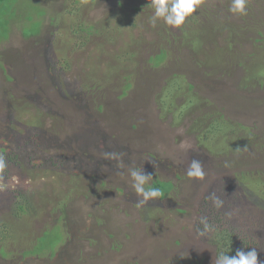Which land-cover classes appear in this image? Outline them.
Returning <instances> with one entry per match:
<instances>
[{
	"label": "rangeland",
	"instance_id": "obj_1",
	"mask_svg": "<svg viewBox=\"0 0 264 264\" xmlns=\"http://www.w3.org/2000/svg\"><path fill=\"white\" fill-rule=\"evenodd\" d=\"M118 1L0 2V138L73 137L80 146L63 174L25 161L0 181L5 205L2 194L14 185L30 191L34 204L33 216L0 210L19 224L18 237L3 242L8 254L0 253V264H214L218 237L198 235L199 203L213 192L224 201L235 190L231 183L245 175L263 179L264 72L259 78L254 72L264 71V36L257 41L262 36L246 29L236 59L221 61L224 33L216 40L206 34L196 55L180 40L173 45L180 29L162 20L151 25V0H121L123 10ZM204 2L216 14L225 9L219 0ZM249 11L245 20L238 14L233 20L264 19V9ZM119 13H128L121 30L104 32ZM90 23L100 30L80 29ZM164 50L170 52L166 61H153ZM174 75L181 88L166 97L163 89ZM193 159L203 165V181L186 175ZM141 167L153 177L150 183L171 180L175 188L137 207L130 169ZM238 198L251 206L240 217L264 264V204L255 206L243 188ZM35 245L57 251L25 255Z\"/></svg>",
	"mask_w": 264,
	"mask_h": 264
},
{
	"label": "trees",
	"instance_id": "obj_2",
	"mask_svg": "<svg viewBox=\"0 0 264 264\" xmlns=\"http://www.w3.org/2000/svg\"><path fill=\"white\" fill-rule=\"evenodd\" d=\"M4 1V0H0ZM221 4L225 6V9L221 12H218L217 14L214 12H210L211 10L209 5L204 2V4L198 9L197 13H194L195 18H189L186 21V24L183 26L182 29H180L181 33L180 35H176L174 38L173 45L178 43L180 40V44L182 46H185L186 49H189V51L194 52L196 55L199 54V50L202 46L204 37H207L206 34H208L209 38L212 40H216L215 38L217 36H222L224 33L225 36L223 37V43L224 46L221 51V61L224 60V58H234L233 53L235 52L234 48H236V44H241L244 41L243 34H247L246 29L257 31V34L262 36L257 41H262V38L264 36V19L262 20V17L255 23H249L245 22L243 25L241 23L234 21L233 19H236V17L233 16V13L229 11L230 4L232 0H219ZM119 2V7L121 10H123V2L121 0ZM150 1H147V5H149ZM248 7L250 8L251 13L254 12V10H259V13L263 11L264 7L260 5L259 1L257 0H248ZM261 10V11H260ZM113 11V9H112ZM119 12V11H118ZM223 13L222 16H220ZM111 16V14H109ZM109 16V17H110ZM119 18H114L113 22H109L107 25L103 26L104 32L109 33V27L111 30L116 34L118 31L121 30V25L123 24L121 21L125 18H128V13H119ZM204 16V18L208 19L209 25L205 26L201 23L202 19L201 17ZM233 16V17H232ZM238 16V15H236ZM250 16H252L250 14ZM242 20H245V17H242ZM84 26V25H83ZM113 27V28H112ZM85 29V31L97 32V30H100L97 25L91 24L87 25L85 27L80 26V29ZM169 28V26H168ZM117 31V32H116ZM171 31V30H170ZM208 32V33H205ZM222 34V35H221ZM181 38V39H180ZM264 40V39H263ZM241 46H238L240 48ZM170 51V50H169ZM170 54L168 53V50L162 51L161 54H159L156 58L154 57L155 62L160 63L166 61V58ZM197 60V59H195ZM211 59L210 61H212ZM218 60L215 61H219ZM67 61L60 62V65L62 67H67ZM204 64V62L202 63ZM205 65V64H204ZM259 67V66H257ZM256 66L253 67V69L257 68ZM262 67V66H260ZM60 68V67H58ZM248 70L251 67H247ZM58 71H61V68L58 69ZM263 69L257 70L254 72V74H257L258 78L263 73ZM63 74V72L59 73ZM51 77L54 79V75L51 72ZM176 75V74H175ZM171 77L167 82V88L163 89L164 92H166V97L168 96V92L180 90V85L178 84V76ZM55 81V80H54ZM52 81V82H54ZM128 85H130L128 83ZM192 87V86H191ZM183 89V88H182ZM128 92V89L123 90V94ZM170 106L174 105L172 99L169 101ZM99 107V105H98ZM218 123V122H217ZM10 139H7V138ZM72 138H66V140H57L56 136H53V138L48 139L46 138H39L37 134H29L28 136H25V139L14 140L13 134L9 133V135H6V137L0 138V154L4 155L7 160V168L5 169L3 175V178L10 179L11 178V171L13 168H21L22 166L26 164L30 165L31 168L36 170H45L46 173L51 174H63L65 171L63 169V166L65 163H69L70 160H73L76 158H79V148L80 146L72 143ZM21 139V138H20ZM42 142H45L42 144ZM3 144V145H2ZM52 144V146H50ZM75 146V147H74ZM55 148V151H48L50 148ZM57 150V151H56ZM26 161V162H25ZM25 162V163H24ZM77 166V165H76ZM74 166V174L78 172L77 167ZM43 170V171H44ZM260 172V171H259ZM44 174V172H43ZM264 174V170L263 173ZM246 176V175H245ZM244 176V177H245ZM241 177L238 180H234L232 182V186L235 190L233 193L230 194V197H227L223 202V207L220 209H216L212 202L204 199L205 202L201 201L199 203L200 211L203 212V216L209 217L211 219L210 221H214V223H211L214 227L215 234L218 238L222 237L223 241L220 240L221 243L224 241H227L228 247L225 249V251H232L229 253L230 256H235L237 250H244L248 251L251 249V247L259 248V243L255 244L251 239V231L250 226L246 225V223L243 221L242 217L248 215V212L250 209L246 204L241 203V198L235 199L237 189H244L246 191H249L251 195L254 197V203L255 206L259 205L257 203H261V205L264 204V176L263 179L260 176L255 177ZM153 185L162 188V190L165 192V197L160 199H165L169 193L175 188V185L173 181L168 180H160L156 179V181L153 182ZM217 188V187H216ZM214 188L213 190H218ZM220 188V187H218ZM7 193L5 195L2 194V197L4 198L6 205L3 201L0 200V210L3 208V206H6L8 208V211H5L7 214H9V210H11V213H13V216L16 217H22L27 214H31L33 216V210H34V204L32 202V196L30 194V191L28 192L26 188L20 187L19 185L9 186L6 189ZM122 191V190H121ZM4 192V191H3ZM66 197V194H64ZM2 199V198H0ZM39 205V203H38ZM243 206V213L240 212L241 208L239 209V206ZM38 207V206H37ZM62 208L65 207V205L61 206ZM264 207V206H263ZM33 208V209H32ZM205 212V213H204ZM231 215H228V214ZM4 212H0V253L2 255H7L8 251L3 246V242L7 241V239H10V237L17 238L18 232H19V224L16 225L13 222V218L10 219V217H4ZM200 221V219H198ZM198 226L201 228L202 225L198 223ZM211 234H209V238L211 237ZM43 235V234H42ZM39 238V237H38ZM40 239H45L44 235L40 237ZM38 242V239H37ZM45 242V241H43ZM42 242V243H43ZM218 242V241H217ZM41 243V245H42ZM37 245V244H36ZM36 245L32 247V249H29L25 251V255L28 254H35L38 256H43L45 254L55 255L57 249L53 250H38L36 248ZM218 248V247H217ZM259 255V253H258Z\"/></svg>",
	"mask_w": 264,
	"mask_h": 264
},
{
	"label": "clouds",
	"instance_id": "obj_3",
	"mask_svg": "<svg viewBox=\"0 0 264 264\" xmlns=\"http://www.w3.org/2000/svg\"><path fill=\"white\" fill-rule=\"evenodd\" d=\"M204 4V0H151L150 7L154 9V14L149 18V22L153 27H156L157 22L162 20L164 24L173 28L182 29L189 18H195L194 13ZM229 11L233 14L246 16L248 14V0H232ZM238 150V149H237ZM112 159H118L116 153L107 154ZM7 168L6 157L0 154V181H3V173ZM130 175L134 181L132 187L135 194L140 198L137 202V207L147 204L149 201L165 197V192L162 188L150 183L153 177L150 174H145L143 167L130 169ZM186 175L190 180L203 181L205 179V171L202 163L199 160L193 159L190 166L187 168ZM6 185L0 183V189ZM210 200L216 209L223 207L224 202L213 192L206 198ZM228 215H231L230 213ZM201 228L197 229L200 237H209L210 233L216 230L209 222L206 216H202L199 221ZM223 238H218L217 255L214 264H258V252L256 247H251L250 250H237L235 256H230L232 251H225L228 247L227 241L220 242Z\"/></svg>",
	"mask_w": 264,
	"mask_h": 264
}]
</instances>
